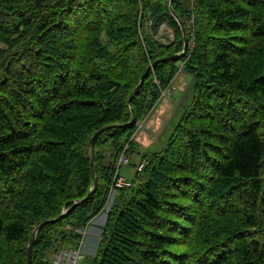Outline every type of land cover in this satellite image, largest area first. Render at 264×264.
I'll list each match as a JSON object with an SVG mask.
<instances>
[{
	"label": "trees",
	"instance_id": "1",
	"mask_svg": "<svg viewBox=\"0 0 264 264\" xmlns=\"http://www.w3.org/2000/svg\"><path fill=\"white\" fill-rule=\"evenodd\" d=\"M168 3L0 0V264H27L32 232L67 209L37 232L31 264L75 246L72 230L101 213L119 150L130 155L180 63L191 96L107 207L96 264H264V0H174L188 50L149 72L132 125L94 139L97 188L73 207L93 186L91 138L130 122L141 76L182 51ZM164 22L169 43L155 38Z\"/></svg>",
	"mask_w": 264,
	"mask_h": 264
},
{
	"label": "rangeland",
	"instance_id": "2",
	"mask_svg": "<svg viewBox=\"0 0 264 264\" xmlns=\"http://www.w3.org/2000/svg\"><path fill=\"white\" fill-rule=\"evenodd\" d=\"M182 3L185 10L190 9V0H182ZM149 22H151V24H147V28L152 31L153 20L151 19V17L150 20L147 19V23ZM174 36V28L164 22L159 26L158 33L157 35H155V38H157L161 43L165 41L169 43L174 40ZM191 46H193V43H190V47ZM0 48H3V46L0 45ZM181 68L182 63L178 64L179 72L173 80L172 86L168 87L165 91L161 93V95H163V93H165V95H163V97L161 96V98L163 99H160L162 100V103L158 102L155 105L156 111L152 113L151 116H148L147 120H145V117L144 120H141V122L139 123L140 125H137L138 131L134 138L133 144L131 145V155L144 153L147 148L154 149L155 151L160 149L165 144L166 139L171 132V129H173L180 115L185 110L184 108L186 106V103L188 102L187 98L191 96L190 91H192V89H188L191 81L189 83L188 79H186V81L180 80V77L183 75ZM169 93H171V96H169ZM166 98H170L169 100L171 101V103H169ZM151 111H154V109H152ZM159 136L161 138L157 141ZM129 161L130 165L128 167L123 166L120 168V174L123 177L127 176L130 180H133L135 175L134 173L137 172L135 171V167L137 166V160L135 157L129 156ZM126 170H128L127 173L125 172ZM116 194L117 192L113 195V197H111L108 196L107 193L106 202L108 201V197L109 200L112 202ZM98 216H101V218L99 217L100 224H98L97 227H100L102 230L105 225L107 216L102 211L95 218H97ZM102 223H104L103 226H100ZM101 233L102 232H97L94 237L88 241V230V235L85 240L84 246V260H82L80 264H96L97 255H95V251L98 246V242L101 240Z\"/></svg>",
	"mask_w": 264,
	"mask_h": 264
},
{
	"label": "built area",
	"instance_id": "3",
	"mask_svg": "<svg viewBox=\"0 0 264 264\" xmlns=\"http://www.w3.org/2000/svg\"><path fill=\"white\" fill-rule=\"evenodd\" d=\"M148 24H151L149 22ZM189 27L194 32V19L191 16L189 19ZM165 95V93H163ZM162 95V97H163ZM129 146L125 144L119 150V154L116 160V164L111 173L110 183L108 187V196L113 197V195L119 190L124 189L125 187L130 186V181L124 178L120 174V168L123 166L128 167L130 165L129 161ZM144 167V161L142 160L136 167L135 171L141 172ZM112 202L109 200L105 203V206L102 209L103 213H107V207L110 206ZM92 221L85 224L84 226L77 227L72 230V232L77 235L78 239L74 247H69L67 245L59 246L50 256L49 263L50 264H80L82 260H84V246L85 240L88 235V230Z\"/></svg>",
	"mask_w": 264,
	"mask_h": 264
},
{
	"label": "water",
	"instance_id": "4",
	"mask_svg": "<svg viewBox=\"0 0 264 264\" xmlns=\"http://www.w3.org/2000/svg\"><path fill=\"white\" fill-rule=\"evenodd\" d=\"M173 2L174 0H169V3H168V10L170 12V14L172 15V17L174 18V20L176 21V23L178 24L179 28H180V31H181V34H182V39H183V48H182V51L178 54H175V55H172L170 57H166V58H161V59H158L156 60L155 62H153L149 68L146 70V72L143 74V76L141 77V80H140V83L138 84V86L135 88V90L132 92V94L129 96V107H130V111H131V114H132V118L130 120V122H128L127 124H124V125H110V126H106L104 128H102L100 131H98L90 140V143H89V146L87 148V158L88 160L90 161V164L92 166V169H93V175H94V182H93V186L91 187L90 191L88 192L87 196L80 200V201H77V202H74V205H77L78 203L80 202H85L87 201L91 196L92 194L94 193V191L96 190L97 188V179H96V176H95V173H96V169H95V165L93 163V160H92V156H91V152H92V145H93V142H94V139L97 137V135L107 129H110L112 127H118V126H125V127H128L130 125H132L134 122H135V116L133 114V110L131 108V101H132V98L133 96L136 94V92L139 90V88L142 86V84L144 83V79L147 77V75L149 74V72L158 64L160 63H164V62H168V61H173V60H178L179 58H181L182 56L185 55V53L187 52L188 50V47H189V41H188V37H187V33H186V30L182 24V21L179 19V17L177 16V14L175 13L174 9H173ZM70 209H67L65 211L62 212V214L56 218V219H52V220H46L44 222H42L38 227L35 228V230L32 232L31 236H30V239H29V243H28V247H27V264H31L32 262V249H33V245H34V239H35V236L37 234V232L45 225L47 224H52V223H55L58 219H61L63 216H65L68 212H69Z\"/></svg>",
	"mask_w": 264,
	"mask_h": 264
},
{
	"label": "crops",
	"instance_id": "5",
	"mask_svg": "<svg viewBox=\"0 0 264 264\" xmlns=\"http://www.w3.org/2000/svg\"><path fill=\"white\" fill-rule=\"evenodd\" d=\"M181 73V72H180ZM183 73V72H182ZM181 75V74H180ZM180 75H178V76H180ZM186 79H188L189 80V82H190V80H191V78L189 77V76H187V75H185L184 73H183V75L180 77V80L181 81H186ZM172 84H173V82H172ZM172 84H171V86H172ZM174 89V88H173ZM169 96H171V93H169ZM162 99V98H161ZM165 99V98H164ZM170 98H166V100L169 102V103H171V101L169 100ZM163 100V99H162ZM162 100H159V102H161ZM162 103V102H161ZM174 103V102H173ZM159 106V105H158ZM156 107V106H155ZM153 108L154 109V111H151L148 115H147V117L145 118V120H147V118H148V116H151L152 115V113H154L155 111H156V108ZM142 155H143V153H140V154H134V155H131L130 154V156H132V157H135L136 158V160H137V165L141 162V158H142ZM113 160H114V156L112 155V154H109V155H107V157H106V159H105V164H109V163H111L112 164V162H113ZM133 169H134V167H133ZM127 171L128 170H126L125 172L127 173ZM125 177V176H124ZM127 180H130L127 176L125 177ZM131 181V180H130ZM99 217L101 218V216H98L97 218H95L92 222H91V224H90V227H89V235H88V241L91 239V238H93L94 237V235L97 233V232H102V230H101V228L99 227H97L98 226V224H100V222H99ZM103 224L104 223H102L100 226H103Z\"/></svg>",
	"mask_w": 264,
	"mask_h": 264
},
{
	"label": "bare ground",
	"instance_id": "6",
	"mask_svg": "<svg viewBox=\"0 0 264 264\" xmlns=\"http://www.w3.org/2000/svg\"><path fill=\"white\" fill-rule=\"evenodd\" d=\"M162 31H163V30H162ZM141 77H142V76H141ZM234 84H235V83H234ZM239 94H240V93H239ZM208 104H210V102H209ZM203 106H204V105H203ZM86 156H87V155H86ZM91 156H92V155H91ZM90 165H91V164H90ZM259 185H260V184H259ZM259 185H258V186H259Z\"/></svg>",
	"mask_w": 264,
	"mask_h": 264
}]
</instances>
